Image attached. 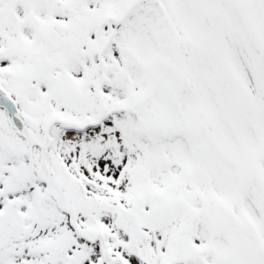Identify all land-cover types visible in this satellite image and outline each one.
<instances>
[{"label":"snow or ice","instance_id":"snow-or-ice-1","mask_svg":"<svg viewBox=\"0 0 264 264\" xmlns=\"http://www.w3.org/2000/svg\"><path fill=\"white\" fill-rule=\"evenodd\" d=\"M0 264H264V0H0Z\"/></svg>","mask_w":264,"mask_h":264}]
</instances>
